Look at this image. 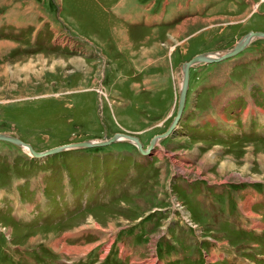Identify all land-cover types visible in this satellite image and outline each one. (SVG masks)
<instances>
[{"label":"rangeland","instance_id":"obj_1","mask_svg":"<svg viewBox=\"0 0 264 264\" xmlns=\"http://www.w3.org/2000/svg\"><path fill=\"white\" fill-rule=\"evenodd\" d=\"M249 32L264 0H0V134L144 149ZM183 109L143 156L0 140V264H264V38Z\"/></svg>","mask_w":264,"mask_h":264},{"label":"water","instance_id":"obj_2","mask_svg":"<svg viewBox=\"0 0 264 264\" xmlns=\"http://www.w3.org/2000/svg\"><path fill=\"white\" fill-rule=\"evenodd\" d=\"M253 38H264V33L249 32V33H247V35H243L240 38L239 44L237 46H235L234 48H232L231 51H229V52H227L221 56L214 57V59H208L205 56L207 53H204V54L195 55V56L191 57L188 61L183 62L181 64L180 72L182 75V79H181V85H180L179 94H178V98H177L176 112H175V115L173 117V120L169 124L166 131L163 132L162 134L154 136L149 141V144L144 149L141 148V146L137 142L136 138L131 137V136H126V135H123V136L135 144V147H136V149L140 155H146L147 153H149L153 149L155 142L157 140H159L160 138H164L167 134H169L173 130L175 124L177 123V121H178V119L182 113L184 100H185V93H186L187 84H188V68L195 63H203V64L214 63V62L221 61V60H224V59L229 58V57H233L234 55L238 54ZM118 135H120V134H117V136ZM0 140L12 143L16 146H24L27 150L28 156H30L34 159V158H43V157H47V156L56 154L58 152L64 151L66 148L78 149V148L96 147V146H101V145H105V144L108 145L109 143L114 142L115 136H113L107 140H104L102 142H99V143H89V142L71 143V144H66V145H62V146H57L53 149H50V150H47V151H44L41 153H37V152L33 151L29 145L24 144V143L20 142L19 140L13 139L9 136H5L3 134H0Z\"/></svg>","mask_w":264,"mask_h":264},{"label":"bare ground","instance_id":"obj_3","mask_svg":"<svg viewBox=\"0 0 264 264\" xmlns=\"http://www.w3.org/2000/svg\"><path fill=\"white\" fill-rule=\"evenodd\" d=\"M253 40H255V38H253L250 42H249V44L253 41ZM229 52V51H228ZM227 53V52H226ZM216 53H214V54H212V55H205L208 59H214V57H218V56H221V55H223V54H225V53H220V54H218V55H215ZM230 58V57H229ZM226 59H228V58H226ZM195 64H197V63H195ZM194 65V64H193ZM192 67V65L188 68V77H189V70H190V68ZM180 85H181V82H180ZM187 90H188V84H187V89H186V92H187ZM185 100H186V93H185ZM185 100H184V102H185ZM183 110L184 109H182V112H183ZM182 114V113H181ZM179 120H180V117H179V119H178V121H177V123L175 124V126H174V128H173V130L177 127V124H178V122H179ZM114 141H123V142H130V143H132L131 141H129L128 139H126V137H124L123 135H118V136H115V140ZM138 142V141H137ZM89 143H99V142H89ZM110 144V143H109ZM132 144H134V143H132ZM19 147H21V148H23L24 149V151L25 152H27V150H26V148L24 147V146H19ZM90 148V147H89ZM69 148H66L65 150H68ZM72 149V148H71ZM73 149H75V148H73ZM59 153V152H58ZM148 154V153H147ZM146 154V155H147Z\"/></svg>","mask_w":264,"mask_h":264},{"label":"crops","instance_id":"obj_4","mask_svg":"<svg viewBox=\"0 0 264 264\" xmlns=\"http://www.w3.org/2000/svg\"><path fill=\"white\" fill-rule=\"evenodd\" d=\"M214 5V4H213ZM113 6V5H112ZM115 8V7H114ZM116 12L117 11H121V9L120 10H117V9H114ZM114 14H115V12H114ZM127 14V13H126ZM41 27H43V26H41ZM29 29V28H28ZM35 30V29H34ZM41 30V29H40ZM113 37V36H112ZM112 39V38H111Z\"/></svg>","mask_w":264,"mask_h":264},{"label":"flooded vegetation","instance_id":"obj_5","mask_svg":"<svg viewBox=\"0 0 264 264\" xmlns=\"http://www.w3.org/2000/svg\"><path fill=\"white\" fill-rule=\"evenodd\" d=\"M31 159V158H30ZM33 159V158H32Z\"/></svg>","mask_w":264,"mask_h":264}]
</instances>
